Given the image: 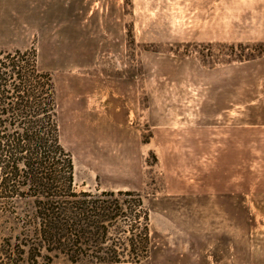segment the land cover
Segmentation results:
<instances>
[{"label":"rangeland","instance_id":"obj_1","mask_svg":"<svg viewBox=\"0 0 264 264\" xmlns=\"http://www.w3.org/2000/svg\"><path fill=\"white\" fill-rule=\"evenodd\" d=\"M17 51L77 189L143 198L142 264H264V0H0Z\"/></svg>","mask_w":264,"mask_h":264},{"label":"trees","instance_id":"obj_2","mask_svg":"<svg viewBox=\"0 0 264 264\" xmlns=\"http://www.w3.org/2000/svg\"><path fill=\"white\" fill-rule=\"evenodd\" d=\"M0 264H142L140 194L78 190L51 75L35 52L0 54Z\"/></svg>","mask_w":264,"mask_h":264}]
</instances>
